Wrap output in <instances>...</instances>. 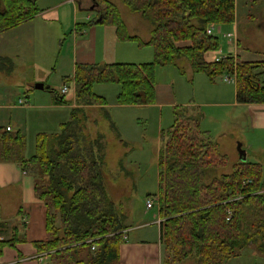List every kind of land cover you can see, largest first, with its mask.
Instances as JSON below:
<instances>
[{
	"label": "trees",
	"instance_id": "obj_1",
	"mask_svg": "<svg viewBox=\"0 0 264 264\" xmlns=\"http://www.w3.org/2000/svg\"><path fill=\"white\" fill-rule=\"evenodd\" d=\"M122 1L151 23L146 43L153 46V59L76 63L73 80L79 106L71 108L70 118L58 131L37 133L36 148L30 155H14L23 151L20 130L0 127V157H15L33 175L35 192L45 200L48 236L37 245L52 254L55 264L119 263L124 214L104 183V134L88 131L84 106L102 105V114L118 133L104 106L106 99L93 90L94 83L118 82V103H152L156 65L176 64L183 57L192 71L210 78L234 73L238 101L264 102V59L215 56L219 37L206 32L210 22L221 24L235 18V0ZM96 4L100 21L114 23L122 36L126 26L117 6L109 0H96ZM40 11L37 0H0V32ZM7 60L0 56L1 68ZM64 79L69 80L68 76ZM199 119L196 108L177 106L169 128L161 131L158 188L148 195L157 197L162 218V264H179L190 255L197 264H225L250 245L264 253L263 168L245 160L232 171L218 174L227 157ZM6 242L0 240V248Z\"/></svg>",
	"mask_w": 264,
	"mask_h": 264
},
{
	"label": "crops",
	"instance_id": "obj_2",
	"mask_svg": "<svg viewBox=\"0 0 264 264\" xmlns=\"http://www.w3.org/2000/svg\"><path fill=\"white\" fill-rule=\"evenodd\" d=\"M59 2L60 0L58 3L40 4V1L37 0L41 8L38 14L0 32V56L8 59L5 66L0 67V94L3 93L1 97H6L9 90L13 91L14 84H11L10 79L15 74V76H19V85L26 88V93L20 95L18 100H15L14 97L10 98V96L8 100L3 98L0 102V127L2 128H7L9 125L11 130H20L24 134L20 124L21 119L18 117V115L23 116L20 110H26L28 113H45L47 119L52 117L53 121V116L49 115L50 112L53 113L56 110L55 112L58 114L59 109H64L66 116L62 118L65 119L69 116V119L71 108L79 106L75 99L73 80L76 63H140L153 59V46L146 43L152 27L150 22L142 24L140 28L137 25L139 20L133 18L129 23L120 14L126 26V30L121 36L114 23L100 21L101 16L98 6L96 8V0H62ZM253 5L257 8L256 11L251 10ZM81 9L86 12V20L78 18L76 15L77 11ZM93 19L94 21H92ZM144 19L146 20V18ZM89 21L91 23L87 25L86 22ZM72 23L74 24L72 25ZM215 24L212 34L218 37L221 35L223 41L219 39L220 47L214 55L231 54L241 60L248 61L264 59V0H235V18L230 22ZM226 32L233 33L230 40L225 35ZM131 35L137 37H128ZM174 65L180 73L189 70L192 77L193 73H196L192 71L187 60L183 57L179 58ZM2 73L5 74V77ZM67 76L69 80L65 81L64 78ZM215 76L208 77L214 81ZM59 79L61 80V90L53 86ZM230 80L234 82L233 90L209 82L211 83L210 90L216 94L217 98L208 99L204 104L223 108L232 105L239 107L237 109L239 116L236 119L241 120L242 124L251 130L257 144L254 148V141H251L244 147L245 160L257 162L264 168V163L261 161V156H264V102L238 101L235 78L225 80L222 77V81ZM37 82H43L44 87H36ZM65 84L69 86L68 91L62 92V87ZM165 87L155 84V100L152 103L163 102L159 99V91L167 90ZM70 90L72 92L66 96L65 94ZM119 90L120 84L117 93ZM103 97L105 98V96ZM192 98L181 104H176L175 107L189 106L199 110L200 126L208 130L214 137L212 128L203 125V114L200 110L203 103ZM118 104L130 106L151 103ZM104 106L106 108L110 104L106 102ZM84 109L87 112L88 124L90 123L88 131L95 134L98 131L97 118L99 115H103L102 105L87 104ZM13 118H16V123L18 122L16 128L10 121ZM57 121L59 125L64 122L61 119ZM39 132L54 131L46 128L37 133ZM117 133L119 136L115 132L116 136L120 137L118 130ZM122 143L127 144L124 140ZM223 154L226 155V153ZM126 157L127 153L124 152L121 159ZM10 158L0 157V240L7 241L0 248V264H55L52 254L49 251L40 250L37 245V242L45 240L48 236L45 200L38 197L35 192L33 175L26 173L15 157ZM245 160H242L236 151L234 164L237 165L238 162ZM119 163L122 165L121 160ZM218 174L220 173L218 172ZM260 190L264 192V184ZM149 197L155 198L154 203L152 206H147L145 200L144 209L137 214L138 222L132 218L134 215L131 212L124 211L123 213L126 226L123 229V240L119 244L118 264H162L160 232L162 218L158 210L157 197L148 195L146 199ZM225 264H264V253L250 245L232 255Z\"/></svg>",
	"mask_w": 264,
	"mask_h": 264
},
{
	"label": "rangeland",
	"instance_id": "obj_3",
	"mask_svg": "<svg viewBox=\"0 0 264 264\" xmlns=\"http://www.w3.org/2000/svg\"><path fill=\"white\" fill-rule=\"evenodd\" d=\"M39 1L40 4L58 3V0ZM111 1L118 7L122 18H125L129 23H131V19L135 18L139 20L137 25L140 28L142 24H149V21L145 20L139 12L129 10L122 0ZM256 9L253 5L251 10L256 11ZM76 15L78 18L86 20V12L83 9L78 10ZM93 15L95 14L93 13ZM219 39L223 41L221 35H219ZM189 72V70H186L185 73H180L174 64L156 65L155 82L158 86H166L165 88H167V90L159 91V99L163 101L160 104L119 105L115 99L119 89L118 83L96 82L93 84V90L105 96L106 102L110 104L106 107L107 111L120 133V137H117L110 126L108 118L99 115L96 125L97 130L104 134L106 140V157L103 168L104 183L108 195L116 206L123 211L122 213L124 211L131 212L134 215L132 218L137 222L139 221L137 214L144 209L146 197L149 193L156 192L158 188L157 163L159 149L162 144L161 131H166L172 123L174 119L173 109L176 104L186 102L192 97V99H197L203 103L200 107L203 114V125L212 128L213 138L218 142L220 151L226 153L227 156L226 164L218 168L217 172H229L234 168L239 143L242 149L251 141H254V148L257 146L251 130L247 129L241 120L236 119L239 116L237 110L239 107L232 105L223 108L204 104L208 99L217 98L216 94L210 90L211 83L209 82L218 84L223 88H231V90L234 88V82L231 80L222 81V74L216 75L213 78L214 81H211L204 72L193 73V77ZM2 75L5 77L4 73ZM15 75L10 79L11 84H14L13 91L9 90L6 95L7 98L5 96L1 97L3 95L1 92L0 102L3 98L8 100L10 96V98L14 97L15 100H18L20 95H24L26 88L19 85V76ZM53 86L61 90V80H57ZM71 92L70 90L65 95L69 96ZM20 111H22L23 116L18 115V117L21 119L20 124L24 132V145L23 151H17L14 155H30L33 153L36 148V133L46 128L54 132L58 131L60 125L57 120L65 121L69 117L62 118L66 116L64 109H59L58 114L55 112L56 110L53 113L50 112L49 115L53 116V121L51 120L52 117L48 120L45 113ZM10 121L13 123L14 128L18 126L16 118ZM123 140L127 144H123ZM124 152L127 153V157L121 159ZM261 157V161L264 163V156ZM120 160L122 165L119 163ZM180 264H197V262L195 256L190 255Z\"/></svg>",
	"mask_w": 264,
	"mask_h": 264
},
{
	"label": "built area",
	"instance_id": "obj_4",
	"mask_svg": "<svg viewBox=\"0 0 264 264\" xmlns=\"http://www.w3.org/2000/svg\"><path fill=\"white\" fill-rule=\"evenodd\" d=\"M215 26H216V24L214 23V22H210V23H208V25H207V27H206V32L208 33V34H212L213 32H214V29H215ZM225 35L228 37V39L230 40L231 38H232V36H233V33L232 32H226L225 33ZM223 78L225 79V80H228V79H230V78H235V75H234V73H225V74H223ZM68 88H69V86L68 85H64L63 87H62V92H67L68 91ZM7 129H11V126H7ZM246 181H251V179H249V178H247L246 179ZM154 200H155V198H147L146 199V205L147 206H152L153 205V203H154Z\"/></svg>",
	"mask_w": 264,
	"mask_h": 264
},
{
	"label": "water",
	"instance_id": "obj_5",
	"mask_svg": "<svg viewBox=\"0 0 264 264\" xmlns=\"http://www.w3.org/2000/svg\"><path fill=\"white\" fill-rule=\"evenodd\" d=\"M35 86L38 87V88H43V87H44V83H43V82H37V83L35 84ZM238 153H239V157H240L242 160H245V159H246V155H245L246 152H245L244 149L241 148L240 143H239V145H238Z\"/></svg>",
	"mask_w": 264,
	"mask_h": 264
}]
</instances>
